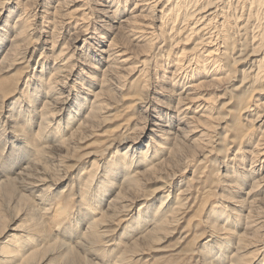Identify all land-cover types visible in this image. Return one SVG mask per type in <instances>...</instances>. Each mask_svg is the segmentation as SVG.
Listing matches in <instances>:
<instances>
[{"label":"rangeland","instance_id":"rangeland-1","mask_svg":"<svg viewBox=\"0 0 264 264\" xmlns=\"http://www.w3.org/2000/svg\"><path fill=\"white\" fill-rule=\"evenodd\" d=\"M0 38L3 264H264V0H0Z\"/></svg>","mask_w":264,"mask_h":264},{"label":"bare ground","instance_id":"bare-ground-1","mask_svg":"<svg viewBox=\"0 0 264 264\" xmlns=\"http://www.w3.org/2000/svg\"><path fill=\"white\" fill-rule=\"evenodd\" d=\"M146 1H147V0H146ZM149 1H150V0H149ZM211 1H212V0H211ZM154 2H155V1H154ZM214 2H215V1H214ZM214 2H209L208 4L203 5L202 7L199 8V10L196 8L197 12L200 11V12H199L200 15H198L199 17H196V16H195V17L193 18L194 20H193V24H192V25H195V23L197 24V25H196L197 27L194 28V31H198L199 33L201 32L202 37L204 36V34H206L205 36H207V35H208L207 32H209V34H211L212 31L210 32V29L212 30V27L217 28L218 25H220V24L222 25V21L219 22L217 25L215 24L216 26L212 23V19L214 20V18H215L214 16L216 15V14H215L216 12H215L214 5L212 6V3H214ZM229 2H230V1H229ZM223 3H224V2H223ZM235 3H236V2H235ZM174 4H175V3H174ZM176 4H177V3H176ZM179 4H180V3H179ZM215 4H216V3H215ZM153 5H154V3H153ZM153 5H152V6H153ZM231 5H232V4H231ZM207 6H208V7H207ZM147 7H148V6H147ZM149 7H150V6H149ZM177 7H178V6H177ZM206 7H207V8H206ZM212 7L214 8V10H213V11H212V10L210 11V8H212ZM205 8H206V9H205ZM177 9H178V8H177ZM151 10H152V9H151ZM167 10H168V9H167ZM207 11H209V12H208L207 14H205ZM24 12H25V11H24ZM168 12H170V11H168ZM175 12H176V11H175ZM193 12H194V11H193ZM193 12H192L190 15H192ZM195 12H196V11H195ZM201 13H203V14H201ZM195 14H196V13H195ZM246 14H247V13H246ZM81 15H82V14H81ZM159 15H160V14H159ZM208 15H209V16H208ZM213 15H214V16H213ZM217 15H218V13H217ZM255 15H256V14H255ZM71 16H72V15H71ZM79 16H80V15H79ZM114 16H115V15H114ZM132 16H133V15H132ZM210 16H211V17H210ZM248 16H249V14H248ZM67 17H68V16H67ZM83 17H84V16H83ZM97 17H98V16H97ZM191 17H193V16H191ZM225 17H226V16H225ZM176 18H177V17H176ZM186 18H188V16H187ZM186 18L184 17V19H186ZM189 18H190V17H189ZM45 20H46V19H45ZM69 20H70V19H69ZM223 20H224V19H223ZM191 21H192V20H191ZM76 22H77V21H76ZM83 22H84V21H83ZM161 22H162V21H161ZM181 22H182V21H181ZM223 22H224V21H223ZM173 23H174V22H173ZM184 23H185V22H184ZM188 23H189V22H188ZM191 23H192V22H191ZM191 23H190V24H191ZM43 24H44V23H43ZM146 24H147V23H146ZM192 25H191V26H192ZM246 25H247V24H246ZM38 26H39V25H38ZM84 26H85V25H84ZM151 26H152V25H151ZM173 26H174V25H173ZM15 27H16V26H15ZM193 27H194V26H193ZM249 27H250V26H249ZM49 28H50V27H49ZM84 28H85V27H84ZM158 28H159V27H158ZM189 28H190V27H189ZM12 29H14V28H12ZM42 29H43V28H42ZM238 29H239V28H238ZM192 30H193V28H192ZM205 30H207V31H205ZM216 30H217V29H215V31H216ZM241 30H243V29H241ZM145 31H146V30H145ZM186 31H187V30H186ZM204 31H205V32H204ZM218 31H219V30H218ZM74 32H75V31H74ZM137 32H138V31H137ZM188 32L190 33V31H188ZM198 32H197V33H198ZM69 33H70V32H69ZM219 34H220V33H219ZM187 35H188V34H187ZM191 35H192V34H191ZM217 35H218V34H216L214 37H216ZM209 36H210V35H209ZM209 36H207L208 38L205 37V38H203V39H208V40H209ZM253 36H254V35H253ZM196 37H197V36H196ZM210 37H211V36H210ZM220 37H221V36H220ZM75 38H76V37H75ZM216 38H217V37H216ZM251 38H252V37H251ZM0 39H1V38H0ZM138 39H139V38H138ZM203 39L201 38V40H203ZM210 39H211V38H210ZM253 39H254V38H253ZM253 39H252V40H253ZM1 40H3V39H1ZM215 40H216V39H215ZM196 41H197V40H196ZM209 41H210V40H209ZM253 41H254V40H253ZM253 41H252V42H253ZM258 41H259V40H258ZM261 41H262V40H261ZM261 41H260V44H261ZM207 42H208V41H207ZM211 42H212V41H211ZM211 42H209V44H211ZM215 42H217V41H215ZM220 42H221V40H220ZM250 42H251V41H250ZM163 44H164V43H163ZM200 44H201V42H200ZM202 44H203V42H202ZM232 44H233V42H232ZM243 44H244V43H243ZM260 44H259L258 42H256V45L254 44L253 47H252V49H251V52H252V53L255 52L253 55H252V54H251V55H252V56H255V59H252V61H253V67H254V68H253V71H254V76H255L256 78H258V79L264 77V52H263L264 49L261 47L262 44H261V45H260ZM173 45H174V44H173ZM207 45H208V44H207ZM248 45H250L249 42H248ZM198 46H199V44L197 45V47H198ZM200 46H201V45H200ZM200 46H199V47H200ZM210 46H211V45H210ZM231 46H232V45H231ZM240 46H241V45H240ZM263 46H264V44H263ZM23 47H24V46H23ZM222 47H223V46H222ZM250 47H251V46H250ZM21 48H22V47H21ZM214 48H215V47H213V49H214ZM216 48H217V47H216ZM255 48H256V49H255ZM160 49H161V48H160ZM168 49H169V48H168ZM202 49H203V47H202ZM240 49H241V47H240ZM191 50H192V48H191ZM220 50H221V49H220ZM242 50L244 51V50H246V49H242ZM167 51L169 52V50H167ZM209 51H210V49L208 50V52H209ZM213 51H215V49H214ZM228 51H229V50H228ZM31 52H32V51H31ZM31 52H30V53H31ZM196 52H197V51H196ZM205 52H206V51H205ZM205 52H204V53H205ZM208 52H207V53H208ZM210 52H211V51H210ZM210 52L208 53L209 55H211ZM241 52H242V51H241ZM249 52H250V50H249ZM251 52H250V53H251ZM165 53H166V52H165ZM217 53H218V51H217ZM242 53H243V52H242ZM71 54H72V53H71ZM117 54H118V53H117ZM219 54H220V53H219ZM235 54H236V53H235ZM240 54H241V53H240ZM245 54H247V53H245ZM187 55H188V53H187ZM187 55H186V56H187ZM205 55H206V54H205ZM209 55H208V56H209ZM214 55H216L215 52H214ZM223 55H224V54H223ZM251 55H250V56H251ZM21 56H22V55H21ZM176 56H177V55H176ZM180 56H181V55H180ZM193 56H194V55H193ZM219 56H220V55H219ZM219 56H218V57H219ZM246 56L248 57L249 55L247 54ZM256 56H257V57H256ZM258 56H259V57H258ZM28 57H29V56H28ZM28 57H27V58H28ZM112 57H113V56H112ZM189 57H190V56H189ZM209 57H211V56H209ZM209 57H208V58H209ZM218 57H217V58H218ZM220 57H221V56H220ZM247 57H246V58H247ZM191 58H193V57H191ZM214 58H215V57H214ZM234 58H235V57H234ZM240 58H241V57H240ZM242 58L245 59L244 56H243ZM253 58H254V57H253ZM54 59H55V58H54ZM126 59H127V58H124V60H119L118 62H120V63H124V62H126V61H125ZM221 59H222V58H221ZM223 59H224V57H223ZM236 59H237V58H236ZM236 59H235V62H237ZM127 60H128V59H127ZM178 60H180V59H178ZM193 60H195V59H193ZM202 60H203V59H202ZM209 60H210V59H208V62H209ZM249 60H250V59H249ZM107 61H108V60H107ZM191 61H192V59H191V60H190V59L188 60L189 63H191ZM197 61H198V60L192 61V63L195 64V63H197ZM205 61H206V59H205ZM212 61H213V60H212ZM212 61H211V62H212ZM252 61H251V62H252ZM109 62H110V61H109ZM145 62H146V61H145ZM184 62H186V61H184ZM199 62H200V59H199ZM240 62H241V61H240ZM240 62H238V63H240ZM58 63H59V62H58ZM113 63H114V62H113ZM142 63H144V62H142ZM176 63H177V62H176ZM179 63L181 64V61H179ZM219 63H220V62H219ZM198 64H199V63H198ZM203 64H204V62H203ZM242 64H243V63H242ZM58 65H59V64H58ZM185 65H186V64H185ZM205 65H206V64H205ZM208 65H209V64H208ZM212 65H213V64H212ZM143 66H144V65H143ZM176 66H177V65H176ZM180 66H181V65H180ZM182 67H183V66H182ZM182 67H181V68H182ZM53 68H55V67H53ZM57 68H58V70L60 69V67H57ZM66 68H67V67H66ZM66 68H65V69H66ZM177 68H178V67H177ZM179 68H180V67H179ZM61 70H62V69H61ZM56 71H57V69L55 70V72H56ZM59 71H60V70H59ZM206 71H207V69H206ZM208 71H209V70H208ZM234 71H235V70H234ZM128 72H129V71H128ZM179 72H180V71H179ZM214 72H215V69H214ZM48 73H49V72H48ZM205 73H206V72H205ZM207 73H208V72H207ZM217 73H218V72H217ZM251 73H252V71H251ZM172 74H173V73H172ZM242 74H243V73H242ZM58 75H59V74H58ZM49 76H50V75H49ZM245 76H246V75H245ZM92 77H93V76H92ZM217 77H218V76H217ZM251 78H252V77H251ZM253 78H254V77H253ZM256 78H255V80H256ZM94 79H95V78H94ZM252 80H254V79H252ZM255 80H254V81H255ZM261 80H262V79H261ZM50 81H51V80H50ZM48 83H49V82H48ZM57 84H58V83H57ZM60 84H61V83H60ZM52 90H53V89H52ZM63 95H64V94H63ZM56 96H57V95H56ZM60 97H62V96H60ZM64 97H65V96H64ZM194 97H195V96H194ZM221 97H222V96H221ZM93 99H94V98H93ZM230 99H231V98H230ZM178 100H179V99H178ZM186 101H187V100H186ZM227 101H230V100H227ZM59 102H60V101H59ZM59 102H57V103H59ZM178 102H179V101H178ZM187 102H188V101H187ZM201 102H202V101H201ZM48 103H49V102H48ZM179 103H180V102H179ZM233 103H234V102H233ZM45 104H46V103H45ZM61 104H62V103H61ZM206 104H207V103H206ZM250 104H251V103H250ZM58 105H59V104H58ZM209 105H210V104H209ZM212 105H213V104H212ZM244 105H245V104H244ZM253 105H254V104H253ZM11 106H12V105H11ZM169 106H170V105H169ZM201 106H202V105H201ZM213 107H215V106H213ZM255 107H256V106H255ZM90 108H91L90 110H93V109H92V108H93V105H92V107H90ZM243 108L245 109V107H243ZM247 108H248V107H247ZM256 108H257V107H256ZM216 109H217V108H216ZM182 110H183V109H182ZM208 110H209V108H208ZM225 110H226V109H225ZM227 110H228V109H227ZM246 110H247V109H246ZM248 110H249V109H248ZM259 110H260V109H259ZM41 111H42V110H41ZM195 111H196V110H195ZM203 111H205V112L207 111L205 107L203 108ZM209 111H210V110H209ZM209 111H208V113H209ZM178 112H179V111H178ZM240 112H241V111H240ZM261 112H262V110H261ZM208 113H207V114H208ZM248 113H249V112H248ZM205 114H206V113H205ZM217 114H218V113H217ZM208 115H209V114H208ZM191 116H192V115H191ZM198 116H199V115H198ZM198 116H197V117H198ZM214 116H215V115H214ZM214 116H213V117H214ZM216 117H217V116H216ZM42 118H44V117H42ZM242 118H243V117H242ZM181 119H182V118H181ZM193 119H194V118H193ZM252 121H254V120H252ZM42 122H44V121H42ZM184 123H185V122H184ZM40 125H41V124H40ZM46 125H47V124H46ZM50 127H51V126H50ZM258 127H259V126H258ZM44 128H45V127H44ZM40 129H41V128H40ZM198 129H199V127H198ZM179 131H180V130H179ZM122 133H123V132H122ZM201 133H203V132H201ZM201 133H200L199 135H201ZM202 136H203V135H202ZM204 136H205V135H204ZM260 136H261V135H260ZM127 137H128V136H127ZM205 137H207V136H205ZM257 137H259V136H257ZM125 138H126V137H125ZM203 138H204V137H203ZM127 139H128V138H127ZM201 139H202V138H201ZM263 139H264V138H263ZM202 140H203V139H202ZM261 140H262V139H261ZM119 141H120V140H119ZM126 141H128V140H126ZM257 141H258V140H257ZM116 143H117V142H116ZM206 143H207V142H206ZM119 144H120V143H119ZM254 144L256 145V143H254ZM258 144H259V143H258ZM246 145H247V144H246ZM259 145H260V144H259ZM259 145H256V146H259ZM252 146H254V145H252ZM256 146H255V147H256ZM125 147H127L126 151H129V149H130V150L133 149V147L130 146V145H127V146H125ZM260 147H261V146H260ZM262 147H263V146H262ZM253 148H254V147H253ZM258 148H259V147H258ZM255 149H256V148H255ZM227 150H228V149H227ZM252 150H253V149H252ZM126 151L124 150V152H122V154L119 155V158H120L121 156H123V161L125 160V157L127 156V155H125ZM201 151H202V150H201ZM256 151H258V150L256 149ZM263 151H264V150H263ZM130 152H131V151H130ZM249 152H250V151H249ZM261 152H262V151H261ZM250 153H251V152H250ZM254 153H255V152H253V154H254ZM123 154H124V155H123ZM134 154H135V153H134ZM156 154H157V153H156ZM255 154H256V153H255ZM262 154H263V153H262ZM226 155H227V154H226ZM256 155H257V154H256ZM256 155H255V156H256ZM130 157H131V156H130ZM230 157H231V156H230ZM128 159H129V158H128ZM130 159H131V158H130ZM132 160H133V159H132ZM255 160H256V159H255ZM128 161H130V160H128ZM253 161H254V159H253ZM253 161H252V162H253ZM114 162H115V161H114ZM117 162H118V161H117ZM132 162H133V161H132ZM248 162H249V161H248ZM135 164H136V163H135ZM256 164H257V163H256ZM36 166H37V165H36ZM40 166H41V165H40ZM115 166H116V165H115ZM122 166H123V165H122ZM202 166H203V165H202ZM202 166H201V167H202ZM123 167H124V166H123ZM142 167H143V166H142ZM153 167H154V166H153ZM27 168H28V167H27ZM114 168H115V167H114ZM126 168H127V167H126ZM121 169H122V168H121ZM151 169H152V168H151ZM34 171H35V170H34ZM126 171H127V169H126ZM211 171H212V170H211ZM218 172H219V171H218ZM140 173H141V172H140ZM64 174H65V173H64ZM128 174H129V173H128ZM219 174H220V173H219ZM32 175H33V174H32ZM131 175H132V174H131ZM138 175H139V174H138ZM142 175H143V174H142ZM41 176H42V175H41ZM61 176H62V175H61ZM89 176H90V175H89ZM128 176H129V175H126L125 177L127 178ZM222 176H223V175H222ZM210 177H211V176H210ZM29 178H30V177H29ZM34 178H35V177H34ZM48 178H49V177H48ZM127 179H129V178H127ZM127 179H126V180H127ZM50 180H51V179H50ZM88 180H89V177H88ZM27 181H28V180H27ZM206 181H207V180H206ZM206 181H205V182H206ZM208 181H209V180H208ZM208 181H207V182H208ZM222 181H223V180H222ZM228 181H229V180H228ZM12 182H13V181H12ZM256 182H257V181H256ZM261 182H262V180H261ZM30 183H31V182H30ZM240 183H241V182H240ZM251 183H252V182H251ZM253 183H254V182H253ZM27 184H28V183H27ZM38 184H39V183H38ZM128 184H129V183H128ZM189 184H190V183H189ZM230 184H231V183H230ZM32 186H33V185H32ZM35 186H36V185H35ZM220 186H221V185H220ZM233 186H234V185H233ZM236 187H237V186H236ZM49 190H50V189H49ZM49 190H48V191H49ZM254 190H256V189L254 188ZM179 192H180V191H179ZM180 194H181V193H180ZM27 196H28V195H27ZM177 196H178V194H177ZM177 196H176V197H177ZM180 196H181V195H180ZM37 200H38V199H37ZM232 200H233V199H232ZM236 200H237V199H236ZM164 201H165V200H164ZM164 201H163V202H164ZM175 201H176V200H175ZM180 201H181V199H180ZM239 201H241V200H239ZM242 201H245V200L242 199ZM178 202H179V201H178ZM248 202H249V201H248ZM254 202H255V201H254ZM183 203H184V202H183ZM258 204H259V203H258ZM180 205H181V204H180ZM180 205H179V206H180ZM176 206H177V205H176ZM125 207H126V206H125ZM172 207H173V205H172ZM176 208H177V207H176ZM171 209H172V208H171ZM110 210H111V209H110ZM249 210H250V209H249ZM262 210H263V209H262ZM228 211H229V210H228ZM263 211H264V210H263ZM60 212H61V214H62L63 211H60ZM168 212H169V211H168ZM168 212H167V214H168ZM249 212H250V211H249ZM252 212H253V211H252ZM257 212H258V211H257ZM57 213H58V212H57ZM247 213H248V212H247ZM212 214H213V213H212ZM248 214H249V213H248ZM174 215H175V214H174ZM250 215H251V214H250ZM161 217H162V215H161ZM174 217H175V216H174ZM106 218H107V217H106ZM113 218H114V217H113ZM248 218H249V217H248ZM248 218H247V219H248ZM168 219H169V218H168ZM262 219H263V218H262ZM169 220H170V219H169ZM162 221H163V220H162ZM162 221L159 222V225H160V224H163ZM249 222H250V221H249ZM88 223H89V222H88ZM96 223H97V222H96ZM261 223H262V222H261ZM89 224H90V223H89ZM113 224H114V223H113ZM207 224H208V223H207ZM257 224H258V223H257ZM94 225H95V224H94V222H93V223H91V224L89 225V227H88V230L91 231V233L94 231ZM85 226H86V225H85ZM90 227H91V228H90ZM109 227H110V226H109ZM115 227H116V226H115ZM107 228H108V227H107ZM211 228H212V227H211ZM211 228H210V229H211ZM245 228H246V225H245ZM88 230H86V232H87ZM92 230H93V231H92ZM95 230H97L96 227H95ZM208 230H209V229H208ZM18 231H19V230H18ZM20 231H21V230H20ZM22 231H23V230H22ZM25 231H26V230H25ZM25 231H24V232H25ZM224 231H225V230H224ZM96 232H97V231H96ZM102 232H103V231H102ZM230 232H231V231H230ZM89 233H90V232H89ZM223 233H224V234H227L226 232H221V230H220L219 228H216V229L212 228V229H211V235H213V234H215V235H216V234H223ZM94 234H95V232H94ZM96 234H98V233H96ZM24 235H25V234H24ZM24 235H23V236H24ZM86 235H88V233H87ZM109 235H111V234H109ZM231 235H232V234H231ZM263 235H264V234H263ZM11 236H12V235H11ZM16 236H18V235H16ZM16 236L13 234L12 237H14V239L12 238L13 240H11L12 242H10V243H9V242H8V243L6 242L7 245H9V246L12 245V246H13V245H14L13 243L17 241V237H16ZM28 236H29V235H28ZM98 236H99V235H98ZM98 236H97V237H98ZM24 237H25V236H24ZM100 237H101V236H100ZM18 238H19V237H18ZM30 238H31V237H30ZM219 239H220V238H219ZM221 239H222V240H225V239H227V238L222 237ZM154 240H155V239H154ZM222 240H221V241H222ZM22 241H23V240H22ZM22 241H21V242H22ZM24 241H25V240H24ZM30 241H32V240H30ZM207 241H208V240H207ZM26 242H27V241H26ZM28 242H29V241H28ZM32 242H33V241H32ZM22 243H23V242H22ZM91 243H93V242H91ZM32 244H34V243H32ZM18 245H20V244H18ZM21 245H22V244H21ZM21 245H20V246H21ZM100 245H101V244H100ZM12 246H11V247H12ZM20 246H19V247H20ZM98 246H99V245H98ZM13 247H14V246H13ZM19 247H18V248H19ZM26 247H27V246H26ZM28 247H29V246H28ZM6 248H7V249H6ZM6 248H5L4 250L2 249V250L0 251V252L4 251V254L2 253L3 255H5V253H9V251H10V249L8 248V246H6ZM47 248H48V247H47ZM52 248H53V247H52ZM8 249H9V251H8ZM20 249H22V247H21ZM53 249H54V248H53ZM90 249H91V248H90ZM18 250H19V249H18ZM23 250L25 251V249H23ZM23 250H22V251H23ZM256 250L258 251L259 249H256ZM256 250H255V251H256ZM12 251H14V250L12 249ZM16 251H17V250H15V253H16L15 255H16V256L14 255V252H11L10 255L13 254L12 256L18 257ZM253 252H254V251H253ZM24 253H25V252H24ZM33 253H34V252H33ZM0 254H1V253H0ZM25 254H26V253H25ZM25 254H24V255H25ZM31 254H32V253H31ZM18 255H21V254L19 253ZM29 255H30V254H29ZM67 255H68V253H67ZM69 255H70V254H69ZM1 256H2V255H1ZM12 256H11V257H12ZM70 256H71V255H70ZM2 257H3V256H2ZM6 257H7V256H6ZM20 257H21V256H20ZM23 257H26V256H23ZM29 257H30V256H29ZM71 257H72V256H71ZM7 258H8V257H7ZM27 258H28V256H27ZM138 258H139V257H138ZM230 258H231V259H230ZM230 258H229L230 261L233 262V263L230 262L231 264H237L236 260H237L238 262H240V259H239L238 256H235V259H236V260H234L232 257H230ZM17 259H18V258H17ZM17 259H16V260H17ZM28 259H29V258H28ZM78 259H79V258H78ZM225 259H226V258H225ZM12 260H14V259H12ZM12 260H11V261H12ZM74 260H75V259H74ZM86 260H87V259H86ZM242 260H243V259H242ZM2 261H5V259H3ZM2 261H0V262H2ZM6 261H8V260L6 259ZM6 261H5V262H6ZM138 261H139V260H138ZM9 262H10V259H9ZM12 262L14 263V261H12ZM7 263H8V262H7ZM13 263H12V264H13ZM2 264H3V262H2ZM9 264H11V263H9Z\"/></svg>","mask_w":264,"mask_h":264}]
</instances>
